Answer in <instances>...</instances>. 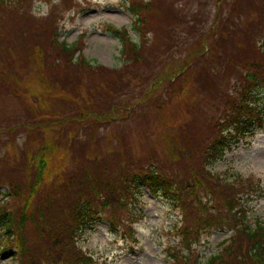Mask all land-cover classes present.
Instances as JSON below:
<instances>
[{
	"label": "rangeland",
	"instance_id": "1",
	"mask_svg": "<svg viewBox=\"0 0 264 264\" xmlns=\"http://www.w3.org/2000/svg\"><path fill=\"white\" fill-rule=\"evenodd\" d=\"M68 1L69 7L65 8L62 7L64 0H28L12 11L9 4L5 6L10 7V15L18 14L20 8L24 7L31 17L36 18L50 15L59 6L58 14L62 20L55 21L52 29L53 32L56 28L58 30L57 40H63L70 46L79 45L83 56L93 63L108 68H120L124 61L121 42L110 33L108 26L126 27L129 36L139 42L140 37L131 27L133 16L128 10V1L66 2ZM205 2L203 5L193 2L190 11L193 13L194 6H197L201 16L211 14L203 27H194L193 33L189 30L184 31L183 29L187 28L185 25L176 27L175 35L179 36L177 39L179 42L176 44L174 41L175 45L161 55L149 56L153 67L151 74L161 79L157 86L148 89L151 75L149 70L144 68L142 73H136L138 76L136 75L135 84L131 86L133 88L131 96L121 92H113L110 96L111 87L106 86L107 78L101 76L98 78L79 71L63 72L52 69L48 63L44 65L34 63L33 55L26 46L21 45L27 38L22 36L18 22L11 23L6 20L5 26L8 30L0 42L2 43L0 68H5L1 59H6L17 69L18 76L14 80L10 78L9 87L5 86L0 94V122L5 121L6 124H14L17 127L13 131H8L10 125L5 124V129L0 130V181L8 183L10 178L17 175V171L23 173L18 167L20 164L15 165V162L24 160L29 155L27 149L29 137L32 144L40 141L39 130H43L45 123L48 124L55 119L52 117H58L57 114L62 116L73 112L75 108L81 109L82 106L90 105L100 112L106 110V106L110 109L112 105H118L120 111L121 107L125 106L127 113L115 115L111 121L107 120L104 123L89 113L86 119L87 126L74 123L73 129L77 134L64 144L70 147L67 157L70 156L76 161L86 158L87 164H93V157H96L111 171L120 166L124 167L123 165L130 161L131 164H135L148 160L159 164L169 175L177 172V162L181 166L184 165L182 160L193 163L194 167L202 164L198 148H203L210 142L215 122L219 121L222 113L229 110L230 102L236 100L230 98L235 97L242 87L243 71L249 60L244 58L255 56L249 42L258 39L259 30L264 26V0H250L249 3H244L245 0ZM217 5H220L224 15L229 14V11L233 13L238 11L242 14L241 19L249 23L240 26L238 21L236 26H228L235 34L237 33L236 43L233 37L232 45L226 42L225 52L218 48L208 54V57L205 55L206 51L208 52V44L217 38L209 36L208 39H204L207 34H200L209 26L216 24L214 12ZM240 5L243 8L238 10ZM254 18H257L256 22L251 21ZM251 26L255 28L254 31L251 30ZM246 27L253 33V39L247 38L248 33L244 35ZM181 30L183 32L179 34ZM199 36L204 45V52L200 53L202 60L196 61L195 53L193 57L189 53L193 50V38L197 39ZM46 51L51 53L49 49ZM33 54L38 56L37 53ZM250 60L264 64V59L255 57ZM179 64L185 67L180 77L175 74L179 69L174 70L175 66L179 68ZM1 71L5 78V71ZM62 80H65V83H62ZM170 84L171 86L166 88ZM225 100L230 101L225 103ZM30 122L34 124L28 126ZM190 141H193V145ZM195 144H199V147H194ZM173 156L175 158H172ZM99 164L101 166V162ZM72 165L71 162L64 167L62 177L66 174L70 176L75 174ZM204 170L218 174L220 179L227 177L229 181L232 178L238 181L243 178H250L251 181L259 179L261 182L259 190L245 188L244 191L251 193L250 196L244 197L247 199L245 207L247 220L252 227L256 221L264 218V124L261 128L254 126L250 134L225 150L219 160ZM58 172L59 169L47 180H51ZM235 190L241 193L242 188ZM3 191H7L6 185L3 186ZM206 192L207 190L200 189L198 194ZM41 195L49 197L54 203V200L58 199L60 204L56 205V209L63 208L66 201L65 197L54 195L51 187L42 183L40 191L33 197L32 206L36 205L34 199ZM216 196L219 199L218 194L214 195V201ZM138 197L131 209L138 218L133 224L138 243L134 244L130 240L126 242L115 230H110L108 218L107 221L103 219L95 221L77 241L82 251L92 254V260L96 264H172L170 258L172 250L167 247L172 242H177V238H172L170 232V226L180 220L175 214L176 210L146 189H142ZM9 203H12V206L17 205L15 199ZM124 211L121 210L122 216L125 214ZM203 230L200 233L197 231L192 233L199 235L198 239L192 236L197 243H192L188 250L183 249V253H186L191 262L196 259V263L206 264L209 257L221 250L220 243L229 241V231L221 232L207 227ZM2 232L0 229V264H19L17 248L11 243L6 246L5 234Z\"/></svg>",
	"mask_w": 264,
	"mask_h": 264
},
{
	"label": "trees",
	"instance_id": "2",
	"mask_svg": "<svg viewBox=\"0 0 264 264\" xmlns=\"http://www.w3.org/2000/svg\"><path fill=\"white\" fill-rule=\"evenodd\" d=\"M27 1L0 0V42L8 30L5 26L6 20L11 23L18 22L22 36L27 38L21 45L26 46L33 55L34 63L42 65L48 63L52 69L63 72L79 71L98 78L100 76L107 78L106 86L111 87L110 96L113 92L131 96L134 79L138 73L144 71V68L149 70L151 75L148 89L157 86L161 79L151 74L153 67L149 56L161 55L175 45L174 41L176 44L179 42L177 40L179 36L175 35L176 27L185 25L187 28L183 30L193 33L194 27H203L211 16L210 13L201 16L197 6H194L193 13H190L193 2L203 5L206 4L205 0H127L128 10L133 16L131 27L140 40L139 42L133 40L126 27L115 28L109 25L110 33L121 42L124 61L120 68H108L87 60L79 45L70 46L63 40H57L58 30L56 28L53 32L52 29L55 21L62 20L58 14L59 6L50 15L42 18L31 17L24 7L20 8L18 14L10 15L9 6L11 11L16 10ZM66 1L64 0L62 4L63 8L69 7V1ZM249 2L250 0H245L244 3ZM6 4L9 6H5ZM216 7L214 12L216 24L209 26L200 34H207L204 39H208L209 36L217 38L208 44L206 56L218 48L225 52L226 42L232 45L233 37L236 43L237 33L235 34L228 26L234 27L238 21L240 26L249 23L241 19L242 14L238 11L235 13L229 11V14L224 15L220 5ZM242 8L240 5L238 10ZM251 21L256 22L257 18ZM183 30L179 31V34ZM251 30L254 31L255 28L251 26ZM243 33L244 35L248 33L247 38L253 39V33L248 27ZM195 39L196 37L193 38L192 53L189 54L193 57L195 53L198 61L202 60L200 53L204 52V45L200 36ZM249 43L255 56L244 58L249 60L243 71L242 87L235 97L230 98L236 100L230 102L229 110L222 113L219 121L215 122L213 129L211 128L213 133L210 142L203 148H198L203 163L196 167L193 163L182 160L184 165L181 166L177 162V172L169 175L159 164L142 160L135 164H131L130 161L123 165L124 167L120 166L111 171L96 157H93L94 160L90 158L93 164H87L86 158L76 161L70 156L67 157L70 147L64 144L77 134L73 129L74 123L87 126L86 119L89 113L94 114L100 122L111 121L115 115L127 113L125 106L121 107V111L118 105V107L112 105L110 109L106 106V110L101 112L91 105L82 106L85 110L75 108L73 112L62 116L57 114L58 117L51 118L53 121L45 123L43 130H39L40 141L32 144L29 137L27 148L29 155L24 160L20 159L21 162L20 160L15 162V165L20 164L18 167L23 173L17 171V175L10 178L8 183L0 181V229L3 230L2 234H5L6 246L11 243L17 248L19 264H96L92 260V254L82 251L77 241L95 221L106 218L110 230H115L120 238L126 242L130 240L134 244L138 243L133 229V224L138 218L131 209L142 189L148 190L153 196H159L167 205L172 206L180 219L178 223L170 226L172 238H177L176 243L172 242L167 247L172 250L170 254L172 264L182 262L201 264L196 263V259L191 262L186 253H183V249L188 250L192 243H197L195 239L196 237L198 239L199 235L192 233L195 231L200 233L204 227L230 232L229 241L220 243L221 250L209 257L206 264H264V218L256 221L252 227L247 220L245 207L247 199H244L251 194L244 191L245 188L259 190L260 180L251 181L250 178H243L238 181L232 178L229 181L227 177L220 179L218 174L204 170L219 160L225 150L250 134L254 126L261 128L264 124V64L250 60L255 57L264 59V26L259 30L258 39L256 41L253 39V42L250 40ZM47 49L51 53H48ZM33 52L38 56L44 53L45 55L38 57L34 56ZM1 61L5 68H0V94L5 86L9 87L8 80L10 78L14 80L18 76L17 69L6 59ZM178 67L175 66L174 70L179 69L175 74L180 77L185 67L182 64ZM1 70L5 71V78ZM61 82L65 83V80ZM170 86L171 84L166 88ZM229 101L225 100V103ZM6 123L0 122V130L10 125ZM29 124L34 123L30 122L28 126ZM16 127L14 124L10 125L8 131H13ZM190 142L193 145V141ZM194 147H199V144H195ZM71 162L75 174L72 176L66 174L62 177L64 167ZM90 165H93V168ZM57 169L59 172L48 181V177ZM42 183L50 186L54 195L66 198L63 208H55L60 204L58 199H55L54 203L49 197L45 198L42 195L34 199L36 205L32 206L33 197L40 191ZM5 185L7 191L2 192ZM237 188H242V194L235 190ZM200 189L207 192L199 195ZM216 193L219 199L216 196L214 201ZM14 199L17 205L19 202L22 203L21 208L9 203ZM121 210H125L123 216Z\"/></svg>",
	"mask_w": 264,
	"mask_h": 264
}]
</instances>
